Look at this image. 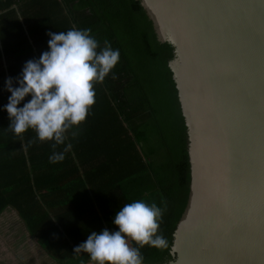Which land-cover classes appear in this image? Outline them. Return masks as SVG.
<instances>
[{"label": "trees", "instance_id": "trees-1", "mask_svg": "<svg viewBox=\"0 0 264 264\" xmlns=\"http://www.w3.org/2000/svg\"><path fill=\"white\" fill-rule=\"evenodd\" d=\"M91 28L120 59L64 161L49 163L51 142L30 143L7 130L5 84L49 50L48 33ZM114 74V75H113ZM13 86L18 87L14 79ZM31 99L25 97L18 105ZM186 126L175 85L151 21L138 0H0V215L14 210L36 245L57 264H93L74 248L92 231L118 230L126 203L165 209L160 232L168 247L144 246L143 264L173 260L171 247L188 179ZM59 146L57 151L63 150ZM133 246L135 242H131Z\"/></svg>", "mask_w": 264, "mask_h": 264}, {"label": "water", "instance_id": "water-1", "mask_svg": "<svg viewBox=\"0 0 264 264\" xmlns=\"http://www.w3.org/2000/svg\"><path fill=\"white\" fill-rule=\"evenodd\" d=\"M186 126L188 179L164 264H264V0H138Z\"/></svg>", "mask_w": 264, "mask_h": 264}, {"label": "clouds", "instance_id": "clouds-1", "mask_svg": "<svg viewBox=\"0 0 264 264\" xmlns=\"http://www.w3.org/2000/svg\"><path fill=\"white\" fill-rule=\"evenodd\" d=\"M49 50L38 59L28 60L20 76L9 77L5 87L11 93L4 106L9 114L7 130L23 140L29 129L37 141L51 142L49 163L64 161L72 148L69 137L80 135L91 107L96 102L95 85L103 83L118 64L119 49L106 40L101 47L91 28L49 32ZM114 75V74H113ZM14 79L19 86H13ZM31 99L18 107L25 97ZM59 146L63 150L57 151ZM165 209L156 202L135 200L123 205L112 223L118 230L92 231L74 248V254L87 253L93 264H143L141 249L168 247L160 232ZM131 242H135L133 246Z\"/></svg>", "mask_w": 264, "mask_h": 264}, {"label": "crops", "instance_id": "crops-1", "mask_svg": "<svg viewBox=\"0 0 264 264\" xmlns=\"http://www.w3.org/2000/svg\"><path fill=\"white\" fill-rule=\"evenodd\" d=\"M6 210L12 209L7 208ZM6 210H4L2 214ZM1 215L0 219L3 217V215ZM20 222L22 223L23 231L20 235L19 247H17V242L15 241H11L10 243L5 244L4 246H0V249L4 252V255L7 256L5 257V259L11 261V264H57L36 245L32 237L26 230L24 223L21 220ZM13 251L15 252L13 253Z\"/></svg>", "mask_w": 264, "mask_h": 264}, {"label": "rangeland", "instance_id": "rangeland-1", "mask_svg": "<svg viewBox=\"0 0 264 264\" xmlns=\"http://www.w3.org/2000/svg\"><path fill=\"white\" fill-rule=\"evenodd\" d=\"M2 215L3 217L0 219V246H4L11 241H15L17 242V247H19L20 235L23 231L22 223L15 211L6 210ZM14 252L15 251H13V253ZM5 257L7 256L4 255V252L0 249V264H11L12 262L6 260Z\"/></svg>", "mask_w": 264, "mask_h": 264}]
</instances>
